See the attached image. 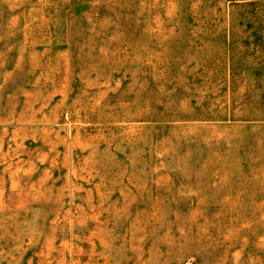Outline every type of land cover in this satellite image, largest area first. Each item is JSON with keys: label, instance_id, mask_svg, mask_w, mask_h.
<instances>
[{"label": "rangeland", "instance_id": "374dc122", "mask_svg": "<svg viewBox=\"0 0 264 264\" xmlns=\"http://www.w3.org/2000/svg\"><path fill=\"white\" fill-rule=\"evenodd\" d=\"M0 264H264V0H0Z\"/></svg>", "mask_w": 264, "mask_h": 264}]
</instances>
